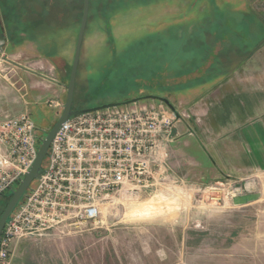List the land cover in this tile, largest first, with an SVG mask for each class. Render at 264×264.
Here are the masks:
<instances>
[{"label": "rangeland", "instance_id": "1", "mask_svg": "<svg viewBox=\"0 0 264 264\" xmlns=\"http://www.w3.org/2000/svg\"><path fill=\"white\" fill-rule=\"evenodd\" d=\"M18 2L27 20L46 18L55 26L47 35L32 27L31 36L23 31L13 38L4 22L0 48V69L21 63L31 69L29 77L44 75L63 89L59 98L29 106L41 139L62 111L83 0ZM89 7L72 104L77 110L151 94L169 100L179 119L187 117L185 93L201 78L225 75L264 45V0H89ZM195 157L171 154L169 147L165 173L175 181L164 178L151 191L105 202L92 230L17 241L11 264H264V171L235 179ZM6 202L0 197V214ZM137 205L159 215L129 217Z\"/></svg>", "mask_w": 264, "mask_h": 264}, {"label": "built area", "instance_id": "2", "mask_svg": "<svg viewBox=\"0 0 264 264\" xmlns=\"http://www.w3.org/2000/svg\"><path fill=\"white\" fill-rule=\"evenodd\" d=\"M179 118L163 102L148 99L62 123L43 173L3 227L0 264H11L19 240L61 239L92 230L101 223L105 202L155 188L169 170ZM41 139L28 112L0 117V195L18 186Z\"/></svg>", "mask_w": 264, "mask_h": 264}, {"label": "crops", "instance_id": "3", "mask_svg": "<svg viewBox=\"0 0 264 264\" xmlns=\"http://www.w3.org/2000/svg\"><path fill=\"white\" fill-rule=\"evenodd\" d=\"M6 71L0 69V117L29 113L30 105L63 93L49 77H29L31 69L21 63ZM201 81L185 93L183 110L189 115L176 123L171 154L191 152L196 163H209L235 179L248 171H264V45L225 75ZM165 178L170 183L177 177ZM160 180L156 186L163 184Z\"/></svg>", "mask_w": 264, "mask_h": 264}, {"label": "water", "instance_id": "4", "mask_svg": "<svg viewBox=\"0 0 264 264\" xmlns=\"http://www.w3.org/2000/svg\"><path fill=\"white\" fill-rule=\"evenodd\" d=\"M88 11H89V0H83L81 21H80L77 40L75 44L74 55H73L70 74H69V80L66 85V96H65V101L62 105V111L59 114V117L54 122V124L51 126V128L48 131H46L45 137L41 139L40 145L36 153V157L31 167L23 175V178L19 182L18 186L15 189H12L10 191V199L7 202L4 210L2 211L0 215V235L3 230V227L9 221L11 213L13 212L15 207L18 205V203L22 200L26 191L30 187L32 181L34 179H38L40 175L43 173L44 169L42 165L47 155L48 148L50 146V143L54 135L56 134V132L58 131L62 123L70 120L73 117L83 115V114H86L92 111H98L101 109L128 105L130 103H136L140 100H148V99L159 100L163 102L165 105L168 106V108H170L176 114L177 117H179L177 114V111L175 110L173 105L169 102V100H167L164 97L151 95V94L145 95L143 97H135V98L119 101V102H108V103L94 106L91 108L78 109V110L72 108L75 81H76V73H77V67L79 63L83 37H84V32H85L87 18H88Z\"/></svg>", "mask_w": 264, "mask_h": 264}, {"label": "trees", "instance_id": "5", "mask_svg": "<svg viewBox=\"0 0 264 264\" xmlns=\"http://www.w3.org/2000/svg\"><path fill=\"white\" fill-rule=\"evenodd\" d=\"M18 1H21V4H25V3H22L23 0H13L11 3H9L8 0H6V2H4V0L1 1L2 8H3L2 12H3L4 20H5L4 22H5V25L7 27L8 32H9V35L11 37L14 38L20 32H23V31L25 33L27 32V34L30 35V32H31L30 29L32 27L35 28L39 33H42L44 35H47V33H50L51 31L54 30L55 26H53V24H51V23H48V20H46V18H45V23H42V20L41 21L33 20V18H28V20H27V18H25L23 16V13H24L23 8L24 7H22ZM16 6L18 7L17 10H16ZM19 8H21L22 12ZM88 16H89V14H88ZM80 17H81V15H80ZM35 22H37V23H35ZM71 64H72V62H71ZM70 69H71V67H70ZM143 96H145V95H140L139 97H143ZM127 99H125V100H127ZM0 197H4L6 199V201L8 202L10 199V192L6 193V194H1ZM7 202H6V204H7Z\"/></svg>", "mask_w": 264, "mask_h": 264}, {"label": "clouds", "instance_id": "6", "mask_svg": "<svg viewBox=\"0 0 264 264\" xmlns=\"http://www.w3.org/2000/svg\"><path fill=\"white\" fill-rule=\"evenodd\" d=\"M159 213L154 212L146 205L133 206L128 211V216L136 219L151 220L158 216Z\"/></svg>", "mask_w": 264, "mask_h": 264}, {"label": "flooded vegetation", "instance_id": "7", "mask_svg": "<svg viewBox=\"0 0 264 264\" xmlns=\"http://www.w3.org/2000/svg\"><path fill=\"white\" fill-rule=\"evenodd\" d=\"M3 29H4V21L2 20L1 11H0V48H1V45L5 43V42L3 43L1 42V40H4Z\"/></svg>", "mask_w": 264, "mask_h": 264}]
</instances>
